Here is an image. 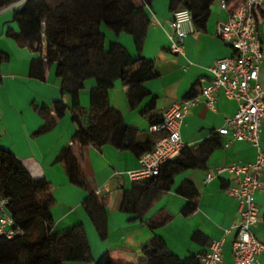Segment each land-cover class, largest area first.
<instances>
[{"label":"crops","instance_id":"obj_1","mask_svg":"<svg viewBox=\"0 0 264 264\" xmlns=\"http://www.w3.org/2000/svg\"><path fill=\"white\" fill-rule=\"evenodd\" d=\"M25 0H17L0 9V51L9 56L0 62V146L13 152L25 165L30 179L45 177L51 182L56 204L48 210L52 228L63 231L78 222L84 224L95 259L109 251L118 263L140 264L146 257L144 245L158 235L178 257L185 259L200 256L210 250L211 243L225 237L223 264H236L232 242L236 229L233 227L239 217L238 203L227 193L234 186L235 174L224 172L206 181L209 172L223 165L248 164L257 158V147L243 140H231L217 129L225 118L238 109V101L227 98L223 92L218 95L216 110L201 101L185 116L181 128L182 139L189 146L207 143L210 152L203 168L182 171L175 175L170 190L162 193L148 212L147 217L157 219L170 216L164 224L155 228L146 223L131 220L132 215L120 209L126 189L133 183L129 172L140 167L139 155L132 149H120L114 143L89 144L81 147L73 136L79 125L73 119L71 109L62 117H56V125L44 132L36 131L45 123L38 111L43 106L52 108L55 101L63 99L71 103L68 95L62 93L61 79L57 75L56 63L45 59L43 79L31 75L32 59L37 54L8 33L10 29L19 32L21 27L15 18L16 9ZM174 9L171 0H152L148 8L150 26L141 51L137 49L131 34L114 33L105 25L106 46L111 42L122 44L133 57L143 56L154 60L158 76L145 81L135 91L142 96H129V87L117 81L109 90L112 107L120 111L127 125L138 130V140L154 143L158 133L149 131L153 122L162 118V113L175 102L195 95L201 78H210L207 67L215 60L232 56L236 50L216 35L218 22L229 17V11L216 2L212 6L206 28L196 30L184 37L185 54H175L170 48L171 20ZM264 51V15L257 14ZM259 81L264 89V62L260 67ZM95 79H88L80 90V104L88 108ZM71 145L83 171L86 187H80L69 180L63 162L57 158L64 147ZM261 148L264 150V122L261 134ZM262 189L255 193L260 207V220L253 226L256 236L264 239V172ZM191 182L197 190L196 209L184 214L189 198L180 192L185 182ZM106 196L108 213V237L102 239L84 208L83 202L90 193ZM230 230L226 233V230ZM200 234V240L194 235ZM148 264H167L160 259H147ZM92 264V263H88ZM257 264H264V254Z\"/></svg>","mask_w":264,"mask_h":264},{"label":"trees","instance_id":"obj_2","mask_svg":"<svg viewBox=\"0 0 264 264\" xmlns=\"http://www.w3.org/2000/svg\"><path fill=\"white\" fill-rule=\"evenodd\" d=\"M14 1L17 0H0V9ZM216 2L218 0H171V7L174 10L189 9L196 29L203 30ZM151 4L152 0H63L54 8L56 5L51 0H25L16 9L15 18L21 29L19 32L10 29L8 33L37 54L32 59L31 75L43 79L45 59L48 63H56L62 93L71 99L70 104L60 99L52 108H39L45 123L36 134L52 129L56 117H62L69 108L79 125L73 140L81 147L110 142L120 149H132L139 156L153 149L156 142H140L138 130L127 125L120 111L111 106L109 90L120 81L129 87L132 101L142 96L135 90L158 76L155 62L143 56L133 57L118 42L106 46V36L102 32V25H105L116 34L129 33L141 51L150 26L148 8ZM8 59L9 56L0 51V62ZM91 78L95 79L96 86L91 91L90 106L85 108L80 104V90ZM51 109L56 112V117L51 114ZM210 151L207 143L188 146L164 164L159 174L133 180L124 193L121 211L132 215L131 220L152 228L164 224L170 216L157 219L147 217L148 212L162 193L171 189L176 174L205 167ZM57 159L63 162L69 180L85 188L83 171L71 145L64 147ZM52 189L51 182L45 177L30 179L23 162L0 146V199L9 200L14 226L22 230L13 238L0 236V264H135L118 263L109 251L95 259L81 222L63 231H54L48 216V210L56 204ZM180 192L189 198L184 214L194 212L197 197L194 185L187 181ZM106 200V196L93 192L83 202L102 239L108 237ZM194 238L200 240V234L196 233ZM9 246L14 253L7 250ZM142 253L146 260L140 264H148L147 259H160L167 264H201L200 256L178 257L158 235L143 246Z\"/></svg>","mask_w":264,"mask_h":264},{"label":"built area","instance_id":"obj_3","mask_svg":"<svg viewBox=\"0 0 264 264\" xmlns=\"http://www.w3.org/2000/svg\"><path fill=\"white\" fill-rule=\"evenodd\" d=\"M221 8L229 11L226 20L218 22L216 35L232 46L236 53L215 60L207 67L210 78H201L198 92L183 98L162 113L160 121L150 124L149 131L159 137L153 149L139 157L140 167L129 172L133 180L159 174L164 164L176 158L189 145L182 139L181 128L189 110L203 101L216 110L220 92L238 101L234 115L226 117L217 129L231 140H243L257 147V158L248 164L223 165L209 172L206 181L224 172L235 174L234 186L227 193L238 203L239 217L233 227L236 229L232 242L236 264H257L264 254V239H259L253 226L260 220V207L255 193L262 189L264 172V150L261 148V134L264 122V89L259 81L260 67L264 62V51L257 14L264 15V0H218ZM192 12L187 8L173 11L171 20L170 48L175 54H185L184 37L196 32ZM8 199H0V236L13 238L22 230L15 227L14 218L8 208ZM229 229L226 233H229ZM225 237L211 243L210 250L200 255L201 264H223Z\"/></svg>","mask_w":264,"mask_h":264},{"label":"rangeland","instance_id":"obj_4","mask_svg":"<svg viewBox=\"0 0 264 264\" xmlns=\"http://www.w3.org/2000/svg\"><path fill=\"white\" fill-rule=\"evenodd\" d=\"M52 1V4L53 5H56V4H60L63 0H51ZM58 5H56V7H54V8H57L58 7ZM55 10V9H54ZM9 252H12V253H14L15 251H14V249L11 247V246H9V248L7 249ZM83 264H88V263H83ZM93 264V263H92Z\"/></svg>","mask_w":264,"mask_h":264}]
</instances>
